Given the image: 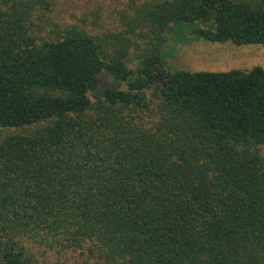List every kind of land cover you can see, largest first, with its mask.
<instances>
[{"label":"trees","instance_id":"16d2710c","mask_svg":"<svg viewBox=\"0 0 264 264\" xmlns=\"http://www.w3.org/2000/svg\"><path fill=\"white\" fill-rule=\"evenodd\" d=\"M47 6L0 0V264H57L34 247L94 264H264V68L190 72L163 55L185 25L264 46V0L132 2L112 40L42 38L32 17Z\"/></svg>","mask_w":264,"mask_h":264},{"label":"rangeland","instance_id":"374dc122","mask_svg":"<svg viewBox=\"0 0 264 264\" xmlns=\"http://www.w3.org/2000/svg\"><path fill=\"white\" fill-rule=\"evenodd\" d=\"M47 8H38L33 17V29L42 38H55L69 28L84 30L88 34L112 40L124 30L123 17L129 13V5L147 0H46ZM202 23L201 28H206ZM173 28V27H172ZM194 29V28H193ZM132 49L129 51L130 67H134ZM167 66L190 72H248L254 67L264 68V46L260 44L235 45L231 42L211 43L192 33L187 25L180 30L167 31V43L163 48ZM108 86L101 78L100 87ZM13 132V130H10ZM0 129V140L7 135ZM264 157V144L260 147ZM39 260L59 264H94L85 260L79 252L56 254L42 248H33Z\"/></svg>","mask_w":264,"mask_h":264}]
</instances>
